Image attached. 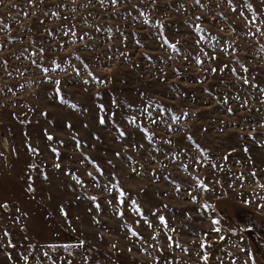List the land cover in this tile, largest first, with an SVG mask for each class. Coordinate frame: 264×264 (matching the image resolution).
<instances>
[{
	"label": "rangeland",
	"instance_id": "rangeland-1",
	"mask_svg": "<svg viewBox=\"0 0 264 264\" xmlns=\"http://www.w3.org/2000/svg\"><path fill=\"white\" fill-rule=\"evenodd\" d=\"M242 2L0 0V264H264V0L254 25Z\"/></svg>",
	"mask_w": 264,
	"mask_h": 264
},
{
	"label": "snow or ice",
	"instance_id": "snow-or-ice-1",
	"mask_svg": "<svg viewBox=\"0 0 264 264\" xmlns=\"http://www.w3.org/2000/svg\"><path fill=\"white\" fill-rule=\"evenodd\" d=\"M29 2L32 3V0H29ZM103 2H104V0H101V3H103ZM117 2H118V0H112V3H113V4H116ZM153 2H155V0H153ZM195 2H196V4H199V3H200V0H195ZM227 2H228L229 4H232V0H227ZM245 9H247L249 12H251V13L253 14L252 19H251V20H248V24H253V25L256 24V22H257V14L255 13L254 6H253L251 3H249L248 0H243V2L241 3V5H240V15H243V14H244V10H245ZM232 11H233V12L237 11V9H236L235 6H233ZM53 14L55 15V13H53ZM197 19H199V17H197ZM246 19H247V18H246ZM144 22L147 23L146 20H145ZM0 25H2V27H3L4 29H7V28L9 27L8 25H3V24H2V21H0ZM195 31H196L197 33L200 34V35H199V39L196 41V43H200L201 41H205V40H208V41H215V40L218 39V38L215 37V36H208V37H205V35H204L205 29L202 28V27L199 26V25H196V26H195ZM66 34H67V33H66ZM72 34L75 35V33H72ZM262 34H264V33H262ZM164 44H169V41L167 40L166 37L164 38ZM170 47L172 48V50H173L174 52H175V51H178V49H177V44H176V43H171V44H170ZM40 51L42 52L43 49H40ZM205 55H207V53H205ZM198 63H203V61H198ZM56 67L59 68L60 65L57 64ZM85 67H87V65H85ZM245 70H246V69H245ZM44 71H45V72H48L49 69H48V68H45ZM233 71H234V70H233ZM241 79H243V81H244L245 84L249 83V81H248L247 78H245V77H241ZM53 83L56 84V85L58 86L60 82H59V81H53ZM85 83H88V81H85ZM56 91H57V93H59V87H57ZM261 91H264V89H261ZM73 107H75V105H73ZM101 107H102V106H101ZM128 107H132V106L129 105ZM149 107H151V104H149L148 107H144V108L140 109V114H146V116L150 119V121H151L152 123H155V122H156L155 120H151L152 113L148 111V108H149ZM228 110L231 111V109H228ZM112 115L114 116L115 113H113ZM172 119H174V120H179L180 117L173 116ZM128 121H129V123H131V124H136V122H137L135 116H130V117H128ZM99 122H100L101 124H104V123H105L103 117H101V119H100ZM143 131H144L145 134H146V139L151 140V138H152L151 135H147V133H148V129H147V128H144ZM119 134H120L121 136L126 135V133H125L123 130H120ZM48 139L51 140L52 137L49 136ZM253 139H255V138L253 137ZM198 147H199V145H197V148H198ZM30 150L33 151V152H36V151H37L36 149H31V148H30ZM53 151H55V149H53ZM245 151H247V148H245ZM117 155H119V153H117ZM31 167H35V165H31ZM57 167H59V165H57ZM97 168H98V170H99L98 165H97ZM185 169H186V166H185ZM133 171H135V169H133ZM89 175H91V173H89ZM253 175H255V173H253ZM197 179H198V178H197ZM81 183H82V182H81ZM200 186H201V187H204V185L202 184V182H200ZM262 187H264V185H262ZM112 189H116V190L118 191V199H119V203H120V204H123V203H124V199H123V198H124V196H125L124 191H123L122 189H119L118 184H113V185L111 186V188L108 189L109 192H111ZM30 190H31V189H30ZM90 199H92L93 201H95L97 198H96V197H90ZM131 204H132V211L135 212V213H137V214H139L141 217H143V212H142V210L140 209V207L136 204V202H135V201H132ZM96 206H97V208H99V204H97ZM3 207H7V205H3ZM205 207H207V206H205ZM260 207H264V205H261ZM119 214H120L121 216H123V212H120ZM159 221H160L161 224L164 225L165 228H167V221H166V219H165L163 216H160V217H159ZM137 223H139V221H137ZM146 223H147V220H146ZM212 223L215 225V224H218L219 221H218V220H213ZM149 227H151V224H149ZM173 231H174V229H173ZM214 231L219 232L220 230H219L218 228H216V229H214ZM4 234H5V236L8 235L7 232H5ZM131 234H132L133 236H136V237L142 239V237H139V233H137L135 230H131ZM155 238H156L155 236L152 237V239H155ZM169 240H171V237H169ZM9 246L15 247L14 245H11V241H10V240H9ZM129 250H131V249H129ZM145 251H146V250H145ZM161 251H162V250H161ZM245 251H247V249H245ZM45 255H47V253H45ZM23 259L26 261L28 258L25 256V257H23ZM203 259H204L205 261H207V259H208L207 254L204 255ZM249 261H251V264H255V258H254V256L250 255V256H249ZM249 261H245V264H249ZM157 264H159V260H158V259H157Z\"/></svg>",
	"mask_w": 264,
	"mask_h": 264
}]
</instances>
